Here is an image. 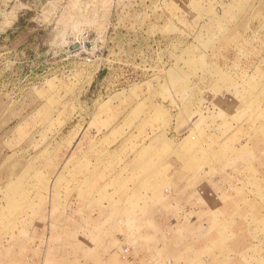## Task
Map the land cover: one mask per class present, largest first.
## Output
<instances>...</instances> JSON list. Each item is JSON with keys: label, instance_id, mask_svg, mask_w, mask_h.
Instances as JSON below:
<instances>
[{"label": "rangeland", "instance_id": "obj_1", "mask_svg": "<svg viewBox=\"0 0 264 264\" xmlns=\"http://www.w3.org/2000/svg\"><path fill=\"white\" fill-rule=\"evenodd\" d=\"M0 264H264V0H0Z\"/></svg>", "mask_w": 264, "mask_h": 264}, {"label": "crops", "instance_id": "obj_2", "mask_svg": "<svg viewBox=\"0 0 264 264\" xmlns=\"http://www.w3.org/2000/svg\"><path fill=\"white\" fill-rule=\"evenodd\" d=\"M179 146H180L179 144H173V145H171V147H170L171 148L170 153L171 154H175V152L178 151L177 149H178ZM144 147H150V146H144ZM153 147H155V146H153ZM185 150H190V149L187 146ZM146 151H149V150H146ZM184 155L185 156L181 155L180 158L178 156V159L180 160V161L179 160L178 161L180 162V164H179V166L177 167L176 170H177V173L178 174H183V177L184 178L189 179L190 173H191V169L189 168V166H184L186 164V163H184V161L187 160L189 158V156L187 154H184ZM144 159L147 160V161H149V160H151V156L149 154L144 155ZM174 160H175V163L177 164L176 156L174 157ZM138 168H139L138 169V172H136V170H137L136 168L133 169L132 175L130 176V178L131 177H134L136 175H139V178L137 180L130 179V181H132V182L133 181H135V182H144V183H160V182L164 181L166 178H170L171 177V176H168V175L166 177H163L162 174H161V172L155 170L154 165H151V163H144L143 166H139ZM139 170L142 171V172H140ZM173 170H175V169H173ZM135 172L137 173L136 175H135ZM183 181L187 182V180H183Z\"/></svg>", "mask_w": 264, "mask_h": 264}, {"label": "built area", "instance_id": "obj_3", "mask_svg": "<svg viewBox=\"0 0 264 264\" xmlns=\"http://www.w3.org/2000/svg\"><path fill=\"white\" fill-rule=\"evenodd\" d=\"M88 60H91V59H88Z\"/></svg>", "mask_w": 264, "mask_h": 264}]
</instances>
